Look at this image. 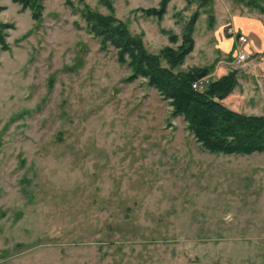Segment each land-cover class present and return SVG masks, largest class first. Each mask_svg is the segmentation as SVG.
<instances>
[{
  "label": "rangeland",
  "instance_id": "1",
  "mask_svg": "<svg viewBox=\"0 0 264 264\" xmlns=\"http://www.w3.org/2000/svg\"><path fill=\"white\" fill-rule=\"evenodd\" d=\"M109 1L154 54L176 47L196 12L179 70L214 64L199 91L235 71L223 104L264 115V0H170L160 21L141 13L160 0ZM42 4L34 22L0 0V24L10 25L0 50V264H262L264 153L203 150L156 90L124 82L129 69L113 48L100 51L79 13ZM228 31L247 38L246 72L234 67Z\"/></svg>",
  "mask_w": 264,
  "mask_h": 264
},
{
  "label": "trees",
  "instance_id": "2",
  "mask_svg": "<svg viewBox=\"0 0 264 264\" xmlns=\"http://www.w3.org/2000/svg\"><path fill=\"white\" fill-rule=\"evenodd\" d=\"M107 7L102 14L91 9L82 0L76 9L72 0H63L64 5L79 13L86 32L99 42L100 51L113 48L116 61L129 69L124 79L132 83L143 79L147 87L158 92L162 100L171 108V117H181L194 140L203 150L214 155L251 156L264 153V115H247L234 111L223 104L238 86L236 72H229L212 81L202 91L193 84L202 80L213 70L214 64L194 67L186 71L179 68L194 50L192 37L198 14L195 12L185 24L180 43L176 47L164 46L156 54L145 48L142 35L130 33L127 25L117 19L109 0H100ZM170 0H160L157 8L142 9L145 17L162 20ZM187 5L198 2L205 6L211 0H186ZM22 11L29 10L31 19H42V0H12ZM3 7H0V11ZM10 25L0 24V50L6 52L9 45L4 30ZM172 45L178 43L177 35L163 31Z\"/></svg>",
  "mask_w": 264,
  "mask_h": 264
},
{
  "label": "built area",
  "instance_id": "3",
  "mask_svg": "<svg viewBox=\"0 0 264 264\" xmlns=\"http://www.w3.org/2000/svg\"><path fill=\"white\" fill-rule=\"evenodd\" d=\"M230 37L234 38V41L237 46L236 55L233 58V64L235 69L246 72L248 71L249 63H250V54L244 50V45L247 43V38L244 35L239 33H233L228 31ZM203 84V80L193 84L194 89H198Z\"/></svg>",
  "mask_w": 264,
  "mask_h": 264
},
{
  "label": "crops",
  "instance_id": "4",
  "mask_svg": "<svg viewBox=\"0 0 264 264\" xmlns=\"http://www.w3.org/2000/svg\"><path fill=\"white\" fill-rule=\"evenodd\" d=\"M263 198H264V193H263ZM262 198V199H263ZM264 203V202H263ZM262 220H260L261 221V223H264V220H263V218H264V212L262 213ZM259 255L260 256H262V260H261V263L262 264H264V240H263V242H262V248L260 249V252H259Z\"/></svg>",
  "mask_w": 264,
  "mask_h": 264
}]
</instances>
